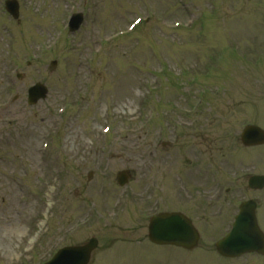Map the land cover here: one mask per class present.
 Returning <instances> with one entry per match:
<instances>
[{
    "label": "rangeland",
    "instance_id": "374dc122",
    "mask_svg": "<svg viewBox=\"0 0 264 264\" xmlns=\"http://www.w3.org/2000/svg\"><path fill=\"white\" fill-rule=\"evenodd\" d=\"M4 1L0 264H41L57 247L91 237L98 248L90 264H251L213 253L216 235L204 234L194 252L148 243L150 215L180 208L146 194L163 175V142L175 152L167 180L178 182L184 156L208 152L210 132L215 152L237 155L245 125L264 129V0H17L18 20ZM78 13L79 29L63 30ZM36 83L48 94L30 106L27 90ZM129 116L139 120L128 123ZM105 122L111 129L103 137ZM241 152L250 169L264 147ZM199 161L207 166L208 157ZM121 169L134 172L123 188Z\"/></svg>",
    "mask_w": 264,
    "mask_h": 264
},
{
    "label": "flooded vegetation",
    "instance_id": "af4514ba",
    "mask_svg": "<svg viewBox=\"0 0 264 264\" xmlns=\"http://www.w3.org/2000/svg\"><path fill=\"white\" fill-rule=\"evenodd\" d=\"M212 125L214 122L210 124L211 128ZM207 139L208 152H194L192 159L186 158L182 164L175 188L178 211L203 220L206 226L203 234H226L241 204L250 201L254 203L255 217L264 233V186L249 188L248 167L241 163L235 165L230 152H215L216 139L212 132ZM167 155L171 157V152ZM199 156L208 157L207 166L199 164ZM253 175H264V172ZM160 190L162 196L170 194L168 187L161 185ZM146 195L149 199L155 197L153 183L147 186Z\"/></svg>",
    "mask_w": 264,
    "mask_h": 264
},
{
    "label": "water",
    "instance_id": "95a60500",
    "mask_svg": "<svg viewBox=\"0 0 264 264\" xmlns=\"http://www.w3.org/2000/svg\"><path fill=\"white\" fill-rule=\"evenodd\" d=\"M5 7L13 17L18 16V4L15 0L7 1ZM81 22V15L75 16L72 31L78 29ZM30 91L32 93L29 98L30 103H35L39 98H43L47 92L40 84H36ZM242 142L246 145L262 143L264 134L257 128H248L242 134ZM120 182L122 183L121 179ZM243 226L241 219L238 218L234 231L218 243V251L221 254L237 256L249 251L248 245L251 243V236L245 232L238 233ZM149 239L156 244H176L184 247H192L197 242L196 233L190 223L177 214H162L153 217L149 225ZM95 246V240H91L82 248L63 249L46 264H87L90 252ZM231 246H235V249H230Z\"/></svg>",
    "mask_w": 264,
    "mask_h": 264
}]
</instances>
